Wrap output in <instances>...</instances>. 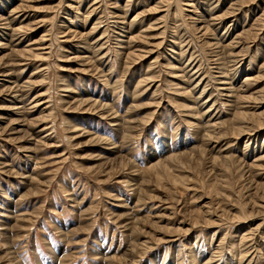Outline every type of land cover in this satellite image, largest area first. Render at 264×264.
Masks as SVG:
<instances>
[{"label": "rangeland", "instance_id": "1", "mask_svg": "<svg viewBox=\"0 0 264 264\" xmlns=\"http://www.w3.org/2000/svg\"><path fill=\"white\" fill-rule=\"evenodd\" d=\"M0 264H264V0H0Z\"/></svg>", "mask_w": 264, "mask_h": 264}, {"label": "bare ground", "instance_id": "2", "mask_svg": "<svg viewBox=\"0 0 264 264\" xmlns=\"http://www.w3.org/2000/svg\"><path fill=\"white\" fill-rule=\"evenodd\" d=\"M221 70H220V73H222V76H220V78H218V83L219 84H223L224 85V83H227V82H229V81H227L226 79L227 78H229L230 76H227L228 75V73L227 72H224V74H223V72H221L222 71V68L221 67H219ZM221 77H223V78H221ZM230 79V78H229ZM226 88V87H225ZM221 89V88H220ZM233 89V88H232ZM228 93H230V91L228 92ZM226 96L228 97V96H230L229 94H226ZM227 100V99H226ZM240 115V114H239Z\"/></svg>", "mask_w": 264, "mask_h": 264}]
</instances>
